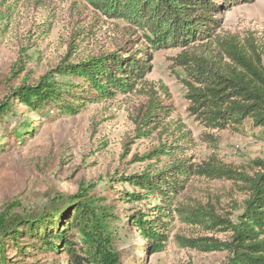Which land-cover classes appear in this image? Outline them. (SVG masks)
Returning a JSON list of instances; mask_svg holds the SVG:
<instances>
[{"label": "trees", "instance_id": "16d2710c", "mask_svg": "<svg viewBox=\"0 0 264 264\" xmlns=\"http://www.w3.org/2000/svg\"><path fill=\"white\" fill-rule=\"evenodd\" d=\"M85 2L106 18L125 22L130 39L104 54L62 62L37 83L11 89L0 101V119L13 114L14 100L38 115L50 104L73 115L86 101L82 100L86 92L94 95L87 100L132 92L150 71L154 51L179 48L172 66L181 70L177 75L185 88L186 111L195 121L207 130L221 131L250 120L264 132V51L250 36L241 38L221 29L217 15L226 6L225 0ZM65 76L81 77L83 82L61 81ZM148 93L143 116L146 131L159 129L166 138L146 155L155 158V164L109 178L100 186L103 192H112L116 191L113 181H121L136 190L118 192L117 200L110 201L88 184L74 194L56 195L39 208L14 215L0 229V264H49L61 254L65 264H125L121 232L126 225L137 230L149 253L159 251L168 237L173 211L186 209L194 211L192 224L211 232L222 224L227 237L179 235L181 246L200 252L224 251V264H264V158L252 160L248 170H239L215 155L193 162L190 130L179 120H166L170 104L154 87ZM16 135L20 138L23 133ZM201 136L216 138L206 132ZM192 176L227 178L237 184L244 197L235 204L234 216L221 219L210 204L193 207L180 201L178 196ZM150 197L157 199L155 204H141L126 214V224L121 221L117 201L135 203Z\"/></svg>", "mask_w": 264, "mask_h": 264}, {"label": "rangeland", "instance_id": "374dc122", "mask_svg": "<svg viewBox=\"0 0 264 264\" xmlns=\"http://www.w3.org/2000/svg\"><path fill=\"white\" fill-rule=\"evenodd\" d=\"M225 1L217 15L221 29L241 38L250 36L264 51V0ZM127 27L122 20L95 11L85 0H0V101L22 83H37L62 62L117 49L130 39ZM179 51H154L150 71L132 92L87 100L94 98L93 93L74 89L81 95L84 92L82 100L86 101L73 115L52 104L38 115L14 100L13 114L0 119V229L14 215L39 208L56 195L74 194L80 186L93 184L94 191L110 201L117 200L118 192L136 190L121 181H113L116 191L112 192H103L100 186L109 178L142 171L156 162L146 155L166 138L159 129L147 132L143 123L149 87L170 104L166 120H179L190 130L193 162L215 155L239 170H248L252 160L264 158V132L250 120L234 129L215 131L203 128L188 114L185 88L177 75L181 70L172 66ZM60 80L83 82L76 76ZM205 132L216 138L202 137ZM18 133L23 135L19 138ZM163 160H159L160 168ZM243 197L231 179L192 176L178 199L193 207L210 204L217 217L225 219L234 216L235 204ZM156 201L154 197L135 203L117 201L121 221L126 224L128 212ZM192 213L188 209L173 211L163 248L150 253L137 230L126 225L121 232L125 264H224V251L200 252L179 244V235L227 237L222 224L212 232L192 224ZM63 256L49 264H65Z\"/></svg>", "mask_w": 264, "mask_h": 264}]
</instances>
